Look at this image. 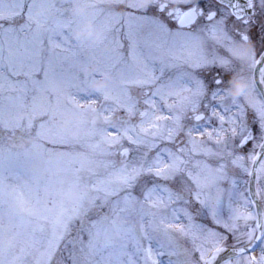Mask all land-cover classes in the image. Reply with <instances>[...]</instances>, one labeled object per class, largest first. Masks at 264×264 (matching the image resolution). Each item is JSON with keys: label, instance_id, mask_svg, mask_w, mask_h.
Masks as SVG:
<instances>
[{"label": "snow or ice", "instance_id": "obj_1", "mask_svg": "<svg viewBox=\"0 0 264 264\" xmlns=\"http://www.w3.org/2000/svg\"><path fill=\"white\" fill-rule=\"evenodd\" d=\"M35 7L36 0H0V74L21 90L39 91L69 75L88 84L115 73L121 110L142 118L153 113L156 127L163 122L167 130L163 143L179 142L180 155L160 153L156 179L176 180L187 163L184 145L201 142L192 153L203 158L196 162L203 165L201 178L183 173L195 189L191 202L207 219L186 217L192 264H253L257 249L264 264V0H112L107 8L93 0L83 14L79 0H44L39 15ZM89 18L96 31L77 37L70 72L66 57L58 55L67 49L53 36L71 43L70 34ZM10 34L15 41L5 58L3 38ZM105 41L110 50L98 47ZM236 73L246 75L248 88L233 98L228 90ZM99 91L120 100L107 85ZM225 192L227 217L220 208ZM233 195L240 200L235 207ZM201 233L210 237L207 246L195 243Z\"/></svg>", "mask_w": 264, "mask_h": 264}, {"label": "rangeland", "instance_id": "obj_2", "mask_svg": "<svg viewBox=\"0 0 264 264\" xmlns=\"http://www.w3.org/2000/svg\"><path fill=\"white\" fill-rule=\"evenodd\" d=\"M92 2L79 0L78 10L83 14ZM100 3L107 8L112 0ZM45 10L44 0H36L34 12ZM88 23L95 32L91 18ZM82 29L70 34L71 43L53 36L67 49L58 55L66 57L70 72L77 37L90 34ZM13 41L15 34L3 38L5 58ZM98 47L112 45L105 41ZM235 76L246 81V90V75ZM98 81L103 86L97 87ZM105 85L120 100L105 99L99 91ZM123 99L115 73L88 84L69 75L39 91L21 90L0 74V264H192L186 217L207 219L191 202L195 189L183 173L187 169L193 179L201 178L203 165L196 162L203 158L192 155L201 142L184 145L187 163L176 180L156 179L160 153L180 155L179 142L164 144L169 136L163 122L157 128L151 112L142 118L138 111H122ZM239 192H246L245 183ZM239 203L233 195V207ZM228 205L225 192L220 205L225 217ZM209 239L201 233L195 243L207 246ZM257 251L253 264H260Z\"/></svg>", "mask_w": 264, "mask_h": 264}, {"label": "clouds", "instance_id": "obj_3", "mask_svg": "<svg viewBox=\"0 0 264 264\" xmlns=\"http://www.w3.org/2000/svg\"><path fill=\"white\" fill-rule=\"evenodd\" d=\"M83 33L87 34L92 31L91 23L85 24L82 29ZM104 81H98L97 87L103 86ZM247 87L246 81L243 78L233 76L230 81L229 95L233 98L239 97Z\"/></svg>", "mask_w": 264, "mask_h": 264}, {"label": "bare ground", "instance_id": "obj_4", "mask_svg": "<svg viewBox=\"0 0 264 264\" xmlns=\"http://www.w3.org/2000/svg\"><path fill=\"white\" fill-rule=\"evenodd\" d=\"M256 255H257V258H258L259 254H258V251L257 250H256Z\"/></svg>", "mask_w": 264, "mask_h": 264}, {"label": "flooded vegetation", "instance_id": "obj_5", "mask_svg": "<svg viewBox=\"0 0 264 264\" xmlns=\"http://www.w3.org/2000/svg\"><path fill=\"white\" fill-rule=\"evenodd\" d=\"M251 46V45H250Z\"/></svg>", "mask_w": 264, "mask_h": 264}]
</instances>
